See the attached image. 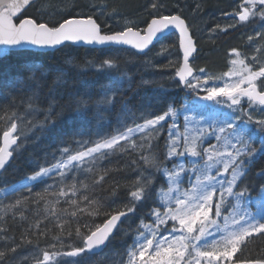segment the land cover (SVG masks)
<instances>
[{
  "label": "snow or ice",
  "instance_id": "6c2138e0",
  "mask_svg": "<svg viewBox=\"0 0 264 264\" xmlns=\"http://www.w3.org/2000/svg\"><path fill=\"white\" fill-rule=\"evenodd\" d=\"M246 5V6H245ZM89 10L97 8L94 0L87 5ZM152 18L146 29H139L132 20L125 21L124 27L111 33L102 30L94 15L80 12L81 5L72 0L70 5L55 6L51 0H0V47L24 48L28 45L41 48H55L65 42H86L88 44H118L131 45L141 52L148 48L158 33L172 26L179 30L180 46L183 49V65L175 75L178 84L196 92L203 89L202 97L206 101L217 104L226 103L233 112L240 116L208 120L203 114H195V108L184 104L180 108L170 104L162 114L152 115L141 111L139 115L127 104L121 106L116 120L120 127L115 134L98 138L94 141H73L75 147L64 146L59 156L53 154L54 162L49 166L40 165L37 170L12 186L0 188V197L7 198L22 191L32 193L35 184H45L42 192L36 193L33 203L39 204L45 200V207L53 204L49 213L56 217V228L60 235L54 237L56 243L49 245L51 250H43L36 264H60L61 256L79 257L84 254L95 255L103 252L104 247L113 236L122 218L127 220L129 214H134L137 207L143 208L155 196V204L147 213L151 223L140 218L136 234L131 245L124 252L122 264H264V255L250 257L245 255L252 240L264 238V214L253 213L249 207L253 202L264 210V183L252 186L245 181L249 174V166L257 151L264 153V143L259 150L252 147V132L239 126L242 116H247V122H254L258 130L264 131V119L253 121L250 112L245 113L240 107L242 99L246 98L250 109L264 111V64L258 70L245 63V58L233 49L236 59L225 77H238L234 82H225L223 87L209 86L211 76H197L189 64V57L197 51L196 43L191 34V26L180 14L177 5L176 14H162L167 10L164 0H152L149 5ZM242 11L235 13L238 23H246L250 18L259 17L264 21V0H244ZM35 8L37 15L30 16L29 11ZM200 5H196L199 9ZM55 9L64 15L62 20L50 23L45 16L54 15ZM115 14V13H113ZM228 15V14H226ZM229 25L216 29L227 32ZM212 29L211 31H215ZM257 35H261L257 32ZM252 36L248 37L251 41ZM256 51H259L257 48ZM253 62L256 57H252ZM243 70H236V66ZM118 65L113 59H105L99 69H114ZM41 70L40 65H32L27 77L19 80L10 78L13 85L23 81L31 93L26 100L29 111L39 112L38 103L42 101L40 89L42 84L36 79L35 73ZM204 73V69H200ZM63 70H59L54 81L58 85L63 79ZM130 77L124 73L116 80L110 81L102 95L93 99L79 97L73 101L74 111L82 120L93 119L102 123L107 119L106 113L115 107L117 96L121 91L119 84ZM260 81V85H257ZM143 84L150 83L143 81ZM247 85V87H243ZM9 86L4 81L3 87ZM224 99L221 100L220 98ZM45 121L40 123L41 129H53L56 121L52 119L55 97L47 98ZM95 109L94 112H91ZM91 112V115H90ZM10 127L2 132L0 144V176L8 165L13 152L21 147V136L17 134V123L21 117L13 113ZM182 119L181 127L179 121ZM141 121V122H137ZM167 127V139L163 152L159 151L158 139ZM23 131V129H21ZM16 134V135H14ZM213 138L216 143L209 140ZM207 142V147L205 143ZM15 146V147H13ZM136 153L137 160H132V167L137 176L131 182L125 199L127 202L116 203L107 198L90 196L97 186L105 181V174L93 175L91 186L78 180V173L83 170L92 174L98 160L104 159L117 152ZM203 161L202 164L188 162L187 158ZM171 165V166H169ZM215 170V174H213ZM191 173L192 175H189ZM264 178V170L256 173ZM163 180L157 184V178ZM187 177L188 187H184ZM52 181V183H46ZM78 183L80 187H78ZM155 185V187H154ZM120 184L115 182L111 187L110 196L118 194ZM81 188L85 189L81 193ZM55 197L54 201L46 200L47 196ZM30 196H20L11 204L5 205L6 214L20 215L24 219V205ZM64 200L71 212L64 209L68 219L62 220L57 216L55 204ZM222 210L228 212L223 216V231L212 217H221ZM105 217L101 224H95V217ZM84 217L93 219L92 223L83 221ZM75 218L77 223L73 224ZM2 219V217H0ZM47 219V216L45 217ZM169 222L171 224L169 225ZM216 225L215 231H209L205 224ZM161 226H165L163 229ZM39 235L46 236L41 229V221L32 225ZM0 231H3L0 228ZM167 232V234H165ZM219 233V235H217ZM78 238L79 246L71 251H56L57 245L64 247L63 237ZM31 243V241H28ZM15 251V249H12ZM5 253L0 251V260Z\"/></svg>",
  "mask_w": 264,
  "mask_h": 264
},
{
  "label": "trees",
  "instance_id": "16d2710c",
  "mask_svg": "<svg viewBox=\"0 0 264 264\" xmlns=\"http://www.w3.org/2000/svg\"><path fill=\"white\" fill-rule=\"evenodd\" d=\"M243 1L201 0L202 5L201 10H199L198 22L204 28L215 24L217 21L220 22L224 13L239 8V3ZM151 2L152 0H94L97 8L90 11L87 7L90 0H75L76 4L81 5L80 12L94 15L97 22L104 28L103 31L110 32L121 30L127 20L134 21L137 28L145 27L152 18L149 7ZM51 3L55 6H63L65 4L70 5L72 0H51ZM50 11H54V15L44 17L50 23L64 18V15L59 11H55V9H50ZM181 11L180 14L188 18V9L187 11L186 9ZM161 12L162 14H173L177 11L167 8V10L162 9ZM28 14L35 16L38 13L35 8H32ZM260 22H262L261 19L256 17L246 23H240L235 29H228L227 32H220V29L209 32L207 33L209 38H206L203 44L199 38L203 55L199 65L202 67L208 66L211 70H222L226 65L224 49L243 41V36L248 34L253 33L254 36H260L255 32ZM261 35L264 36V31ZM163 42H167L173 48H178L176 35H171ZM161 45L162 43L152 50L160 48ZM148 54H139L133 49L123 47L94 48L66 44L53 52L18 50L5 57H0V144L2 142V132L7 130L13 122L11 119L13 113L21 117L20 120H15L19 125V133L21 134L19 142L21 147L15 152L11 164L0 177V188L16 184L26 174L36 171L40 165L49 166L54 162L53 154L59 156L58 150L61 147L69 145L75 147L73 141H94L115 134L117 128L120 127L116 116L120 113L121 106L124 104L133 109L137 115L141 111L159 115L170 104L177 108L184 104H191L197 98V93L179 85L177 80L160 78L158 76L160 72H156L158 70L149 64ZM105 59L115 60L118 67L100 70L99 65ZM158 64L160 66L164 64V67H168V64H165L162 60L158 61ZM32 65L41 66V70L35 73V77L42 84L40 94L43 99L38 103L41 111L33 112L35 116L27 125H23L20 122L30 112L26 100L31 93L24 86L23 81L13 85L10 78L19 80L22 77H27ZM59 70H63V79L58 85H54ZM124 73L130 77V80L124 79L119 84L121 91L117 96L115 107L106 113L107 119L104 122L97 123L93 119L82 120L77 117L73 103L75 99L79 97L98 98L109 86L110 81L116 80ZM4 81L9 82L7 88L3 87ZM143 81H149L150 83L143 84ZM49 96L55 97L52 119L56 121V125L51 130L47 128L42 130L40 123L45 121L48 107L47 98ZM94 111L95 109L91 110V112ZM163 142L164 137L159 140V148H163ZM252 146L258 149V141H252ZM160 150L162 153V149ZM132 160L138 161V156L131 151L111 154L98 160L92 174L80 173L78 180H82L91 186L93 175L105 174V181L97 186L94 192H87L86 194L95 195L97 198L104 197L109 201L115 200L117 204L126 203V194L129 191L131 182L137 176V172L131 164ZM249 169L246 183L252 186L264 183V178L256 175L257 172L264 170V153L253 158V163L249 166ZM117 181L120 184L118 194L114 197L110 196L111 187ZM46 183H52V181ZM162 183L163 180L158 177L157 184ZM44 187L45 184L37 183L34 185L31 194L25 190L18 194H12L7 198L0 197V217H2L0 228L3 229V231H0V251L5 253L0 261L11 257L17 258L24 251L56 242L54 237L60 235V232L55 226L56 217L49 214L53 209V204H48L45 207V200H41L39 204L33 203L36 199V193L42 192ZM78 187H80L79 183ZM85 191L81 188V193ZM20 196L31 197L29 202L24 205V219H21L18 210L15 216L12 215L11 211L6 214L4 207L13 203ZM54 199L55 197L51 195L46 197L48 201H54ZM154 201L155 196L143 208L137 207L136 213L131 215L129 221L123 224L121 230L111 240L107 252H125L127 246L133 242L140 218H143L146 223H151L147 213L151 207L158 206ZM54 207L57 216L62 220L68 219L64 209L69 212L73 210L63 199ZM46 216L47 219H45ZM93 219L95 224H101L105 217L101 215ZM93 219L84 217L80 222L92 223ZM37 220L41 221V229L46 231V236L39 235L36 229L32 228ZM72 223H77V220L73 218ZM29 240L31 243L28 242ZM63 241L74 246L80 244L78 238L69 239L65 236ZM12 249H15V251H12ZM245 255L250 257L264 255V238L252 240L248 248L245 249Z\"/></svg>",
  "mask_w": 264,
  "mask_h": 264
},
{
  "label": "rangeland",
  "instance_id": "374dc122",
  "mask_svg": "<svg viewBox=\"0 0 264 264\" xmlns=\"http://www.w3.org/2000/svg\"><path fill=\"white\" fill-rule=\"evenodd\" d=\"M164 3L166 4L167 8L169 9H174L176 11H178L177 9V5H179L180 10L182 9H187L189 10L188 15V23L191 26V30L193 32L194 35H196L197 37L200 38L201 43H204V40L208 37L209 32H213L211 31L212 29H215L217 25H220L221 28L227 27L229 25H233L235 22L233 19L231 18H227V20H221L220 22H215V24H211L209 26H207V28L202 27V25L199 24L198 22V17H199V10H201V0H164ZM188 4V5H187ZM199 4L200 8L196 9V5ZM182 11H180L181 13ZM177 13V12H175ZM229 13V12H228ZM220 15V14H219ZM236 19V18H235ZM219 29H217L218 31ZM108 32V31H106ZM110 32V31H109ZM253 38H255L253 36ZM256 41V39H254ZM242 41H239L238 44L230 46V47H226L225 50V56H226V61H225V67L222 70H211L208 69V67H202L200 69H204V73L200 72V69H197L196 64L197 62L203 57V55H199L196 56L194 61H193V65L195 66V68L197 69L196 74L197 76H211L213 77L212 80L209 81V86H217V87H223L225 82H234L238 79V77H225L224 73H227L230 69L233 68V66L230 64V61L232 59H236L237 57L234 55L233 51L230 52L229 51L233 48H236L237 51H239V53L241 54V58H245V63L250 65L253 70H258L259 67L261 66V64H264V42L263 39L260 40V43L256 46V48L251 52L249 47H246V50L242 49ZM259 49V51H256V49ZM156 54V55H155ZM181 55H182V51L181 48H173L171 47L169 44H164L162 46H160V48H157L156 50H153V52H151V54H149L148 56V62L150 65H152L155 69H157L158 71L156 72H160L159 73V77L160 78H171V79H178V77H176L175 73L177 71V69L179 68V66L177 67V65L180 63L181 61ZM255 56L256 57V61L257 62H253L252 57ZM201 57V58H199ZM161 60H165L164 63L168 64V67H164V64H162L161 66L158 64V61ZM236 70L242 71L243 68L242 66L237 65L236 66ZM257 84L260 85V81H257ZM247 85H243V87H246ZM203 90V89H201ZM200 90V91H201ZM206 101H200L197 100L195 102V105L197 104H203L205 105V110L208 111V114L203 115L205 118H207L208 120H213V119H223L226 117H235V116H240L239 112H233L232 109H230L226 103H220L217 104L214 101L212 102H206ZM247 101L246 99H242L241 101V105L245 104ZM240 105V107H241ZM191 107V106H189ZM200 111V110H199ZM197 109H195V114L198 116L200 114H203V112H199ZM250 112L252 117H253V121L256 120H261L264 119V111H260L259 109H250L249 107H247L246 109V113ZM30 119V115H27L25 117V119L23 120V123H26L28 120ZM180 122V121H179ZM239 126L246 128L248 130H253V129H257L255 132H253L252 136H256V134L263 132L264 131H260L258 130V126L252 122V123H248L247 119L243 120L241 118L240 121H238ZM164 133H166L165 135V139H167V127H165V129L162 131L161 136L164 135ZM159 137V138H160ZM213 138L209 137V140H211ZM166 141V140H165ZM164 141V144H165ZM213 144L216 143V141L211 142ZM262 143H264V137L262 138ZM205 147H207V142L205 143ZM189 160H191L192 163H197V164H202L203 161L200 160H194L192 158H187L185 160V165L186 167L188 166V162ZM82 172H84L83 170H81ZM213 174H215V170H213ZM189 175H192L191 173H189ZM186 184L184 183V187L187 188L188 184H187V177H185ZM251 211L253 213H257V214H264V210H261L256 204L255 202H253L252 205H249ZM252 207H254L255 209H252ZM224 215H228V212L225 210H222V215L221 217H212L213 219L216 220V225H219L221 228V232L223 231V216ZM216 225L207 223L205 224V227L209 230V231H215ZM219 235V233L217 234ZM43 250H51L49 249V247H47L46 249H39V250H35L33 252L30 253H24L21 254L19 256H17V258H14L13 262H11L10 264H21V263H25L26 262L28 264H36V260L41 258V253ZM56 251H61V249L57 248L55 249ZM62 252V251H61ZM86 259V258H85ZM125 259L124 257V253H108L105 256L101 257L100 260L102 262H107L106 260H108L107 263L109 264H122V261ZM75 262L73 260H68L66 259V256H61L60 257V264H74ZM88 264H99L97 261H90L88 260ZM201 264H204V262L202 261Z\"/></svg>",
  "mask_w": 264,
  "mask_h": 264
},
{
  "label": "water",
  "instance_id": "95a60500",
  "mask_svg": "<svg viewBox=\"0 0 264 264\" xmlns=\"http://www.w3.org/2000/svg\"><path fill=\"white\" fill-rule=\"evenodd\" d=\"M167 31H169V32H176L179 36H180V34H179V30L178 29H176V28H174V27H172V26H169L167 29H164L161 33H158L157 34V36L153 39V41H152V43L148 46V48L150 47V46H152L153 44H156L157 42H159L165 35H166V33H167ZM194 39V38H193ZM194 41H195V39H194ZM66 43V42H65ZM64 43V44H65ZM68 43V42H67ZM73 43H77V44H81V45H92V46H95V47H103V46H124V47H132L131 45H118V44H107V45H100V44H88V43H86V42H83V41H81V42H73ZM64 44H62V45H59V46H57V47H55V48H41V47H37V46H32V45H28V46H26V47H24V48H7V49H4L3 47H0V57H2V56H5V55H7V54H9V52L10 51H12V50H17V49H34V50H38V51H52V50H55V49H57V48H60L61 46H63ZM134 48V47H133ZM148 48H146V49H144L142 52H144L145 50H147ZM196 48H197V46H196ZM198 49V48H197ZM141 52V51H140ZM197 52V51H196ZM196 52L195 53H193V55L191 56V57H189V60L190 59H192L193 58V56L196 54ZM190 64V63H189ZM191 66V65H190ZM193 74H194V70H193ZM14 147V146H13ZM12 159V157L10 158V160ZM10 160H9V162H10ZM9 164V163H8ZM7 166V165H6ZM124 219L122 218V221H123ZM119 226V225H118ZM115 232V231H114ZM114 234V233H113ZM111 238V237H110ZM105 248V247H104Z\"/></svg>",
  "mask_w": 264,
  "mask_h": 264
},
{
  "label": "flooded vegetation",
  "instance_id": "af4514ba",
  "mask_svg": "<svg viewBox=\"0 0 264 264\" xmlns=\"http://www.w3.org/2000/svg\"><path fill=\"white\" fill-rule=\"evenodd\" d=\"M13 261H15V260H8V261H0V264H10L11 262H13ZM73 261L75 262L74 264H82L81 263V261L80 260H78V259H73ZM21 264H24V263H21ZM26 264H28L27 262H26Z\"/></svg>",
  "mask_w": 264,
  "mask_h": 264
},
{
  "label": "bare ground",
  "instance_id": "6f19581e",
  "mask_svg": "<svg viewBox=\"0 0 264 264\" xmlns=\"http://www.w3.org/2000/svg\"><path fill=\"white\" fill-rule=\"evenodd\" d=\"M187 5H188V4H187ZM188 11H189V10H188ZM171 14H172V13H171ZM203 17H204V16H203ZM240 34H241V33H240ZM231 40H232V39H231ZM231 40H230V41H231ZM209 43H210V42H209ZM155 55H156V54H155ZM202 58H203V57H202ZM124 167H125V166H124ZM24 264H25V263H24Z\"/></svg>",
  "mask_w": 264,
  "mask_h": 264
}]
</instances>
